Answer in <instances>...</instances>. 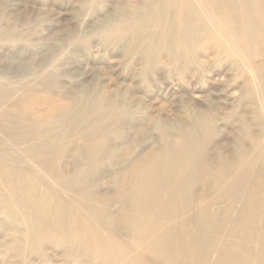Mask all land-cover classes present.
<instances>
[{
	"label": "rangeland",
	"instance_id": "obj_1",
	"mask_svg": "<svg viewBox=\"0 0 264 264\" xmlns=\"http://www.w3.org/2000/svg\"><path fill=\"white\" fill-rule=\"evenodd\" d=\"M263 244L264 0H0V264Z\"/></svg>",
	"mask_w": 264,
	"mask_h": 264
},
{
	"label": "bare ground",
	"instance_id": "obj_2",
	"mask_svg": "<svg viewBox=\"0 0 264 264\" xmlns=\"http://www.w3.org/2000/svg\"><path fill=\"white\" fill-rule=\"evenodd\" d=\"M13 109H10V111H12ZM39 116V115H38ZM168 184H165L163 187L164 188H166V193H168L169 194V196L171 197L173 194H171V192H173V191H177V192H180L181 191V189H182V186L180 185V186H177L176 185V187H171L170 185H168ZM167 186V187H166ZM185 188H186V186H185ZM183 190V189H182ZM163 192V191H162ZM156 201V200H155ZM157 201L160 203V204H163V207L165 206V205H168L169 204V201H170V198L169 199H166V200H162V198L161 199H157ZM152 205V204H151ZM151 205H150V207H151ZM187 205V204H186ZM63 206H64V204H63ZM248 206V205H247ZM249 207V206H248ZM185 208H187L188 209V207L187 206H185ZM245 208V207H244ZM234 209V208H233ZM66 210V209H65ZM232 211V210H231ZM227 214V213H226ZM224 215V214H223ZM230 216V215H229ZM254 219L256 220L255 221V223L256 222H260V220L262 219V217L261 216H255L254 217ZM224 223V222H223ZM227 227V226H226ZM223 229V228H222ZM221 229V230H222ZM226 229V228H225ZM220 230V231H221ZM224 230V229H223ZM212 231V230H211ZM214 233V232H213ZM210 235V234H209ZM214 235V234H213ZM216 235V234H215ZM219 236V235H218ZM215 240V239H214ZM194 242V240H191V239H188V240H186V242H184L183 243V246L187 249V248H189V246H190V244L191 243H193ZM169 249L171 250V247H169ZM262 251L264 252V244H263V246H262Z\"/></svg>",
	"mask_w": 264,
	"mask_h": 264
}]
</instances>
